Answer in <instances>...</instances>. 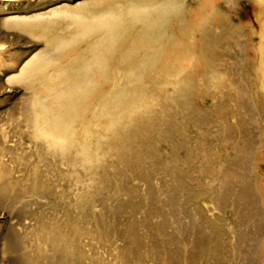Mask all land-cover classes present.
Wrapping results in <instances>:
<instances>
[{
  "label": "bare ground",
  "instance_id": "6f19581e",
  "mask_svg": "<svg viewBox=\"0 0 264 264\" xmlns=\"http://www.w3.org/2000/svg\"><path fill=\"white\" fill-rule=\"evenodd\" d=\"M229 2L85 0L74 7L62 4L41 14L21 18L19 25L24 29L27 27V31L51 32L45 50L34 54L20 68L18 80L29 89V97L23 106V115L30 126L29 137L36 142L38 152L53 156V167L57 171L65 173L57 169V163H63L67 168L74 179L69 189L84 203L86 210H93L99 199L100 215L107 207L120 212V196L128 197V204L136 199L134 195L138 191L122 187L126 180L123 170L130 171L133 178L138 175L130 164L140 158L130 157V149L140 147L144 150V142L150 145V161L142 158L150 168H154V160L160 153L161 166L157 173L166 178L170 171L177 172L169 159L171 154L181 146V139L195 133L190 130V125L195 127L193 124L205 123L203 129H215L211 133L213 136L201 140L210 147L214 142L226 139L231 148L222 161L225 174L213 177L217 185L209 194L208 202L212 206L207 210L223 211L228 207L241 210L242 203L248 202L247 185L235 191L229 185L242 180V169L248 164L249 153H252L250 146L256 137L252 136L253 128L243 127L241 116L232 126L227 121L225 114L232 107L221 101L225 97L221 94L228 93V89L223 90L220 84H226L229 79L218 74L225 63L241 60L242 40L232 30L220 6ZM251 68L252 64L250 71ZM255 70L248 84L256 85L261 94L263 81L259 82L262 77H257L261 69L256 67ZM245 90L242 88L241 92L235 86L229 96L249 109L252 106L243 95ZM215 96H218V102L211 107L201 105L202 100ZM238 110L233 111L237 113ZM150 138L159 141V148L146 142ZM11 153L3 147L0 156ZM121 163L123 165H119ZM0 169V206H13L23 200L32 206L38 199L47 198V193L37 187L36 182L25 186L21 197L16 195L17 181L8 179L1 163ZM109 176L117 179L118 188L116 193H111L114 197L103 198ZM138 176L144 179V175ZM165 178L168 186L165 185L167 189L162 191L165 200L162 211L167 215L175 206L179 208L171 196L179 192L180 186L172 187L174 184ZM33 215L30 210L25 218L32 220ZM166 215L160 222L164 226ZM132 223L124 233L122 229L116 230V238L125 242L129 232L135 229ZM66 224H56L53 234L48 232L47 226L43 225V228L47 235L59 237V228ZM19 226L23 231L30 225L25 226L20 219L8 226L1 236L2 257L15 254L28 264H36L33 241L28 243V253L20 252ZM74 232L71 248L75 255L69 257L67 249L63 252L59 249L61 252L53 257L58 249L52 243V254L45 255L46 264L51 260L52 264L83 262L86 256L80 239L81 235L88 236V232L80 228ZM151 234L161 244L172 239L169 233L161 230H152ZM84 245L91 247L92 243Z\"/></svg>",
  "mask_w": 264,
  "mask_h": 264
},
{
  "label": "rangeland",
  "instance_id": "374dc122",
  "mask_svg": "<svg viewBox=\"0 0 264 264\" xmlns=\"http://www.w3.org/2000/svg\"><path fill=\"white\" fill-rule=\"evenodd\" d=\"M80 2L85 0H0V153L3 147L12 151L8 156H0V163L8 179L17 181L19 187L16 188V195L21 197V190L34 185V182L47 193V198L38 199L32 206L24 200L13 206H0V264H28L15 254L2 257L1 236L10 224L20 219L25 226L30 225L23 231L19 226L22 241L20 252L28 253V243L33 241L36 264H46L45 255L52 254V243L58 249L53 257L65 249L69 257L74 256L71 241L77 228L88 232L86 237L81 235L80 242L86 258L80 264H264V107H261L264 105V0H230L220 5L232 30L242 40L241 60L217 67L218 74L229 79L226 84H220L223 90L228 89V93L221 94L225 96L221 101L234 111L239 109L237 113L230 109L225 114L230 125H234L241 116L243 127L253 128L252 136L256 137L250 146L252 153H249L248 164L242 169V180L229 185L234 191L247 185L248 202L242 203L241 210L235 207L223 211L207 210L212 206L208 202L209 194L215 191L217 185L213 177L219 173L225 174L222 161L224 157L227 158L231 148L226 139L216 141L209 147L201 138L213 136L211 133L215 128L203 129L206 123L193 124L195 127L190 125V130L195 131L193 136L181 139L178 150L170 158L168 156L171 164L177 167V172L170 171L166 178L164 174L157 173L161 166L160 153L158 159L154 160V168H150L148 163L142 161V158L150 161V145L144 142V150L140 147L130 149V157L140 158V161L130 164L135 168L133 172L144 175V179L138 175L133 178L130 171L123 170L126 180L122 187L138 191L134 195L136 199L128 204L129 198L120 196V212L107 207L102 215L99 213L100 200L96 199L97 205L93 210H86L84 203L74 197L69 189L74 179L63 163H57V169L65 171L60 173L53 167V156L38 152L35 148L36 142L29 137L30 126L23 115L29 89L18 80L21 66L34 54L45 50L46 40L51 33L27 31V27L24 29L19 25L21 18L41 14L62 4L74 7ZM256 67L261 69L257 77L263 79L259 78V82L263 81L261 94L256 85L248 84L256 73ZM235 86L241 92L242 88L247 89L243 95H246L252 107H242L229 96V91ZM217 97L207 98L200 103L204 108L211 107L218 102ZM146 142L159 148V141L155 138ZM138 151L142 156L138 155ZM109 177L103 198L108 195L114 197L111 193L118 188L117 179ZM164 178L174 184H171L172 187L180 186L179 192L171 196L179 208L175 206L167 215L162 211L165 206L162 191L165 185L168 186ZM30 210L34 213L32 220L25 218ZM195 214L198 219H195ZM164 215L165 226L160 223ZM131 221L135 229L129 232L128 240L117 239L116 230L122 229L124 233ZM58 223H67L64 228H59V237L45 233L43 225L53 234ZM150 228L169 233L172 239L164 244L158 243L153 239ZM90 242L91 247L84 245ZM164 252L166 256L162 255Z\"/></svg>",
  "mask_w": 264,
  "mask_h": 264
}]
</instances>
